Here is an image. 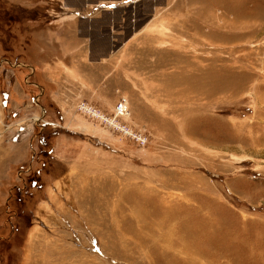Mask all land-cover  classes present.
<instances>
[{"label":"rangeland","instance_id":"374dc122","mask_svg":"<svg viewBox=\"0 0 264 264\" xmlns=\"http://www.w3.org/2000/svg\"><path fill=\"white\" fill-rule=\"evenodd\" d=\"M98 3L117 84L31 105L30 7ZM0 264H264V0H0Z\"/></svg>","mask_w":264,"mask_h":264},{"label":"crops","instance_id":"0c3cea01","mask_svg":"<svg viewBox=\"0 0 264 264\" xmlns=\"http://www.w3.org/2000/svg\"><path fill=\"white\" fill-rule=\"evenodd\" d=\"M32 6L25 18V23L28 26H24L23 30L29 28L28 35L24 33L26 37L29 36L32 39L23 47V61L25 68L30 67V71L34 72L31 73L34 76L36 75L37 80H34L35 82L27 81L28 85L22 87L31 105L36 104L37 107L39 104L38 108H41L42 111L50 110L51 108L49 109L46 104L43 103L44 106L40 104V99L47 94V87H50L48 96L54 111L60 115L64 113V115H67L73 109V102L78 101L80 98V93L87 95L85 89L79 92V85H83V88H85L90 83L95 86L96 92L94 95H101L104 92V86L117 84L114 77L105 79L109 72L105 67L104 59L105 61L109 59L111 51L110 37L108 35L106 39H103L105 36L101 35L103 40L98 41L92 33L94 30L100 29L102 21L101 16H99L100 13L103 14L110 11V9L124 6L123 4L98 3L94 4L86 13L79 9L67 8L71 9L70 13H74L70 16H75V18L63 22L57 21L60 23L56 22L55 16L52 17V20L42 19L41 14L45 10L44 7ZM50 8L51 10L54 9ZM46 10L48 11L49 8H46ZM27 60L29 63L26 62ZM18 63V66H13L15 68L22 66V63L19 61ZM25 68L23 70H26ZM32 74L24 73V77H30ZM86 78L91 82L87 81ZM34 88L38 90L37 93H33ZM89 90L93 92L94 89L89 88ZM7 95H9L10 100L9 103L7 102L4 105V108L7 107L8 109L7 116L9 119L14 120L13 118L21 115L24 104L12 103L11 91H7ZM36 98L39 102H36ZM92 98L94 100V96ZM33 117L22 121L20 125L26 124V126H29L28 123L35 118ZM36 121L31 122L33 127L37 125ZM30 129L31 127H28L22 132H27ZM21 142L22 140H19L16 145H20Z\"/></svg>","mask_w":264,"mask_h":264},{"label":"built area","instance_id":"2783aa9c","mask_svg":"<svg viewBox=\"0 0 264 264\" xmlns=\"http://www.w3.org/2000/svg\"><path fill=\"white\" fill-rule=\"evenodd\" d=\"M80 107L82 109L90 110L94 114H97L95 109L88 107L87 105H85V103L81 104ZM129 107L130 106H129L128 97L126 95H122L114 107V112H113L114 117L112 118L115 121V126L121 129L122 131H125L126 133H130V129L125 126H122L119 123L118 119L121 117H125L130 113ZM136 138L142 140L141 135H137Z\"/></svg>","mask_w":264,"mask_h":264}]
</instances>
